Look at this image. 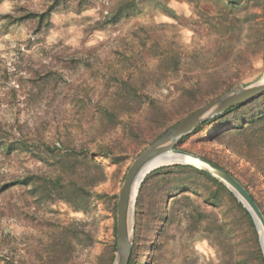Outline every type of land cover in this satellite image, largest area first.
Returning a JSON list of instances; mask_svg holds the SVG:
<instances>
[{"label":"rangeland","instance_id":"rangeland-1","mask_svg":"<svg viewBox=\"0 0 264 264\" xmlns=\"http://www.w3.org/2000/svg\"><path fill=\"white\" fill-rule=\"evenodd\" d=\"M263 79L264 0H0V187L31 180L0 192V264H113L132 162ZM263 112L264 97L175 149L227 172L264 219V149L244 157ZM156 170L135 196L128 264H264L225 186Z\"/></svg>","mask_w":264,"mask_h":264},{"label":"water","instance_id":"water-1","mask_svg":"<svg viewBox=\"0 0 264 264\" xmlns=\"http://www.w3.org/2000/svg\"><path fill=\"white\" fill-rule=\"evenodd\" d=\"M264 93V79L248 87H236L205 107L185 118L182 122L168 130L151 146L146 148L128 168L116 202V250L117 254L113 264H128L131 252L132 216L135 197L130 192L131 182L140 178V183L147 174L164 166L182 165L192 167L221 183L238 200L251 216L259 233L260 245L264 255V219L247 191L227 172L221 168L205 162L198 157L175 149V145L184 136L194 131L206 120L212 119L227 110L241 105ZM178 156L180 162H172L158 166L146 173H142L145 166L160 154Z\"/></svg>","mask_w":264,"mask_h":264},{"label":"trees","instance_id":"trees-1","mask_svg":"<svg viewBox=\"0 0 264 264\" xmlns=\"http://www.w3.org/2000/svg\"><path fill=\"white\" fill-rule=\"evenodd\" d=\"M263 97H264V93L261 94V95H259V96H257V97H255V98H253L252 100H249V101H247V102H245V103H243V104H241V105H238V106H236V107H233V108L227 110L226 112H224L223 114H221V115H219V116H216V117H214V118H212V119L206 120L205 122H203L202 124H200V125H199V126H198V127L192 132V134H194L195 132H197V131H198L201 127H203L204 125H207V124L212 123V122H216V121H218V120H220V119L226 117L227 115L232 114V113L235 112V111H240L241 109L247 107L248 105H250V104H252V103H254V102L258 101V100H260V99L263 98ZM261 115L264 116V112H263V114H261ZM222 125H223V124H219V125L216 126V128H218V127H222ZM241 132H243V127H242V126H240V127H238V128L236 129L234 135H236V136L243 135V133H241ZM262 147H263V149H264V134H261V133H258V134L253 133L252 136H251V138H250V140H249L248 142H246V149H247V150L245 149V151H244V157H245L246 159L248 158V160L250 159V160H252V161L255 162V161L257 160L256 158H257L258 150H259V148H262ZM5 149H7V148H5ZM7 151H8V150H7ZM242 156H243V155H242ZM254 159H255V160H254ZM172 168H186V169H190V170L196 171L198 174L207 177V178L210 179L213 183L217 184L218 186H221V185H220V184H219L214 178H212V177H210V176H208V175H206V174H204V173H202V172H200V171H198V170H196V169H194V168H192V167H189V166H182V165H174V166H172ZM163 169H166V168H162V169H160V170H163ZM160 170H156L155 172L160 171ZM260 170H261V171H260ZM260 170H259V171H260L261 173H264V169H260ZM30 181H31V180H28V181L26 182V181L23 180V181H17V182H16V180H13L12 182L6 184L5 186L0 187V192H2V191L5 192V191H7L8 189H10V188H12V187H16V185H18V184H20V183H21L22 185L28 184V183H30Z\"/></svg>","mask_w":264,"mask_h":264},{"label":"bare ground","instance_id":"bare-ground-1","mask_svg":"<svg viewBox=\"0 0 264 264\" xmlns=\"http://www.w3.org/2000/svg\"><path fill=\"white\" fill-rule=\"evenodd\" d=\"M181 159L176 156V155H172V154H160L158 156H155L151 162L145 166V168L143 169L142 173H146L158 166H163V165H167L169 163L172 162H180ZM141 178V177H140ZM140 178H136L135 180H133L131 182V186H130V192L132 193V198L136 196L138 187H139V183H140ZM55 226V225H53ZM130 240H131V236H130Z\"/></svg>","mask_w":264,"mask_h":264}]
</instances>
